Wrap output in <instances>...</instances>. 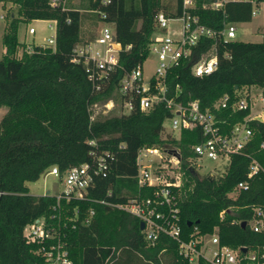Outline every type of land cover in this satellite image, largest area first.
I'll use <instances>...</instances> for the list:
<instances>
[{
  "label": "trees",
  "instance_id": "trees-1",
  "mask_svg": "<svg viewBox=\"0 0 264 264\" xmlns=\"http://www.w3.org/2000/svg\"><path fill=\"white\" fill-rule=\"evenodd\" d=\"M10 1L18 10L9 17L3 32L4 53L0 57V106L6 107L0 118V264H44L36 252L38 245L28 243L23 236L24 227L39 217L55 224L72 264H127L130 254L150 264H161L163 255L170 264H193L166 235L149 244L140 219L114 206L148 194L135 178L136 156L138 148L151 145L180 149L185 178L178 205L185 238L196 225L204 233L217 228L221 242L233 247L255 243L257 234L241 223L251 219L252 208L264 201V120L249 121L252 136L242 152L231 154L222 175L200 176L188 168V158L194 155L191 144L203 138L201 129L184 128L179 136H164V121L171 111L163 102L146 112L135 107L129 113L90 117L93 102L113 96L124 68L131 69L147 57L154 14L160 9L179 12L182 0L170 6L163 0H110L107 4L83 0L76 7L67 6V0L56 6L50 0ZM195 1L192 11L214 28L221 27L223 21L252 19L251 4L246 1H226L218 9L203 7L204 2L213 0ZM96 8L108 13L117 38L124 45L131 44L120 54L124 68L98 91L93 90L84 67L71 59L75 43L84 40L82 9L93 12L98 22ZM33 19L55 21L54 47L31 43L32 50H26L27 44L18 39V25ZM217 56V67L201 76L193 74L187 63L172 67L166 77L168 95L182 103L198 99L205 109L212 108L214 100L224 93L230 95L231 102L244 86L257 85L264 94V37L260 41H219ZM248 112V108L233 110L230 106L215 110L226 131ZM90 139L96 140L95 146ZM93 148L112 154L107 174L93 176L85 200H61V207L68 209L62 217L53 209L55 196L29 193L27 182L38 180L53 166L62 174L70 167L92 162ZM252 158L260 169L248 177ZM245 181L247 189L236 190L238 183ZM74 210L77 218L69 221L65 216ZM91 210L89 222L83 224ZM52 214L56 215L53 219ZM64 222L67 226L62 228Z\"/></svg>",
  "mask_w": 264,
  "mask_h": 264
},
{
  "label": "built area",
  "instance_id": "built-area-1",
  "mask_svg": "<svg viewBox=\"0 0 264 264\" xmlns=\"http://www.w3.org/2000/svg\"><path fill=\"white\" fill-rule=\"evenodd\" d=\"M226 1L249 2L252 18L261 16L264 22V0H213L202 5L218 9ZM61 2L64 4V0H50L53 6ZM109 2L110 0H102L103 4ZM195 6V0H182L181 11L167 13L160 9L154 14V28L149 36L147 56L152 55L156 63L150 74H146L143 69V62L147 57L131 69L124 68L120 54L128 50L131 44L124 45L117 38L114 24L107 20L108 13L101 8L94 9L99 17L96 34L93 38H85L75 43L71 59L84 67L94 91L103 89L117 75L119 69L124 68L116 82L113 96L103 102L107 110L117 108L120 113H129L138 107L146 112L163 102L171 111L167 118L171 122L170 133H177L176 136H179L182 129L199 126L203 138L191 144L194 155L188 158V168L199 173L196 167L204 157L229 161L232 153L242 152L252 136L249 121L264 120V94L257 85L244 86L231 102L230 95L224 93L214 100L212 108L205 109L200 107L198 99L182 103L168 95L166 77L172 67L187 63L195 75L209 73L217 67L218 42L235 39L236 36L235 21H223L219 28L208 26L192 11ZM28 31L34 33L36 29L30 26ZM41 45L54 47L55 35L48 37L47 42ZM32 48L31 43L26 45L27 51ZM99 103L101 101L93 102L90 109ZM227 106L233 110L248 108L249 112L226 131L222 125L224 120L216 116L215 110ZM95 116L92 111L90 117ZM88 142L96 145L95 139ZM91 154L92 162L70 167L62 174L56 166L46 172L57 177L62 184V189L56 193L50 194L47 191L43 194L56 197L57 202L53 209L59 211L58 217L68 212V209L61 207V200L66 203L71 200H85L88 188L92 186L93 176H106L108 157L112 158V154L108 150L99 151L96 148L91 149ZM181 160V152L177 146L161 148L151 145L138 148L135 178L141 190L149 192L146 195L138 194L126 203L114 206L132 213L143 222L142 232L149 244L153 245L160 235H166L177 242L180 255L190 263L198 264L202 261L204 264H264V201L252 208V217L245 222V227L248 226L257 234V240L251 246L233 247L222 243L217 228L204 233L196 225L187 238L184 237L178 205L185 178ZM258 163L255 158L251 159L248 177L260 169ZM206 174L212 176L210 173ZM247 187V181L240 182L236 190H245ZM223 213L224 210L220 212L221 218ZM92 214L93 210L82 223L87 224ZM55 217V214L50 216L51 219ZM65 217L69 221L76 220L77 210L71 216ZM66 226L67 223L64 222L62 228ZM23 236L28 243L38 245L36 252L44 258V264H72L68 251L60 240L59 231L46 217H39L28 223L23 229Z\"/></svg>",
  "mask_w": 264,
  "mask_h": 264
},
{
  "label": "rangeland",
  "instance_id": "rangeland-1",
  "mask_svg": "<svg viewBox=\"0 0 264 264\" xmlns=\"http://www.w3.org/2000/svg\"><path fill=\"white\" fill-rule=\"evenodd\" d=\"M83 0H67V6H80V2ZM175 0H163V3H167L170 6V3L174 4ZM14 9V8H13ZM12 10V9H11ZM15 10V9H14ZM18 10V9H16ZM82 21H81V34L83 39L88 38L89 35H94L97 32L98 22L96 16L92 14L90 10L82 9ZM6 13V10L0 6V57L4 53V45L2 42V35L6 29V25L9 20V11ZM17 13V11H16ZM52 25V26H50ZM236 25V36L235 39L240 40H250V41H260L264 37V22L261 19V16H255L251 21L246 22H235ZM30 26L35 27L36 31L30 33L28 28ZM18 39L26 43H46L48 37L55 35V23L51 19H33L29 22L20 21L18 25ZM53 46V43H52ZM155 59L152 55L147 56L143 62V69L146 74H150L154 71L155 68ZM104 101H101L97 106H94L92 111L96 116H105L113 113H120L117 108L107 110L103 105ZM2 115H0L1 117ZM165 131L163 134L170 133L171 122L169 119L164 121ZM175 135H178L175 133ZM228 165L227 159H211L204 157L199 160L196 170L199 172L200 176L207 175L210 173L212 176L222 175L225 172V169ZM47 172V171H46ZM44 172L41 174L38 180L34 182H27L29 188V193L32 195H43L45 192L49 191L50 194L56 193L62 189V184L57 177L51 174H46ZM235 193H232L231 196H234ZM127 264H150L135 254H130ZM161 264H170L169 259L166 255L162 256Z\"/></svg>",
  "mask_w": 264,
  "mask_h": 264
},
{
  "label": "crops",
  "instance_id": "crops-1",
  "mask_svg": "<svg viewBox=\"0 0 264 264\" xmlns=\"http://www.w3.org/2000/svg\"><path fill=\"white\" fill-rule=\"evenodd\" d=\"M65 1V0H64ZM0 6L2 7V8H4L5 10H6V13L5 14H7V12L9 11V15L10 16H13V15H16L17 13H16V9H18V5L16 4V3H14V2H12V1H10V0H8V1H4V0H0ZM15 10H14V9ZM12 9V10H11ZM0 15H2V14H0ZM3 17H4V15H3ZM252 20V19H251ZM250 20V21H251ZM54 23H55V21L54 20H52ZM26 43V42H25ZM26 44H29V43H26ZM41 44V43H40ZM6 112V107H4V106H0V115H3L4 113ZM2 117V116H1ZM0 117V118H1Z\"/></svg>",
  "mask_w": 264,
  "mask_h": 264
},
{
  "label": "water",
  "instance_id": "water-1",
  "mask_svg": "<svg viewBox=\"0 0 264 264\" xmlns=\"http://www.w3.org/2000/svg\"><path fill=\"white\" fill-rule=\"evenodd\" d=\"M189 225H191V223H189ZM241 226L245 227V222H242ZM143 228H144V224H143V222H140V229L142 230Z\"/></svg>",
  "mask_w": 264,
  "mask_h": 264
}]
</instances>
